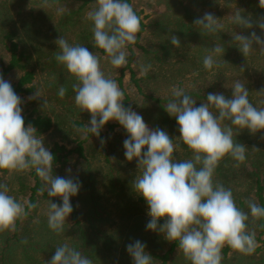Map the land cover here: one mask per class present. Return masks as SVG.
I'll list each match as a JSON object with an SVG mask.
<instances>
[{
  "label": "clouds",
  "instance_id": "obj_1",
  "mask_svg": "<svg viewBox=\"0 0 264 264\" xmlns=\"http://www.w3.org/2000/svg\"><path fill=\"white\" fill-rule=\"evenodd\" d=\"M44 3L46 5L47 0ZM97 5L87 13L94 23L95 46L104 50L112 66H125L126 47L136 42L141 18L126 0H97ZM259 6L264 8V0H259ZM219 21L213 14L205 13L194 24L215 33L224 28ZM232 22L244 28L253 27L251 19L239 9L232 14ZM259 27L264 30V20L259 22ZM232 35L245 57L254 44L264 52V39L254 31L250 38L238 33ZM170 42L176 47L181 45L175 35ZM55 43L60 50L55 59L79 81L73 85L75 104L91 113L90 126L87 125L85 131L99 137L104 125L115 120L129 134L124 141L125 156L128 161L135 159L138 163L140 175L132 186L149 206L151 220L147 229L164 233L167 240L178 242L191 264H221L222 249L226 245L246 255L254 253L257 242L255 232L248 230L249 215L237 207L232 190L214 180L216 168L224 157L230 155L239 162L246 159V146L234 141L232 127L222 126L225 120L252 133L264 131V108L258 109L250 103L245 85L235 81L231 99L209 93L207 103L199 107L184 89L172 87L174 99L165 108L176 118L180 138L193 152L192 159L177 162L173 158L176 149L173 138L159 128L151 130L140 114L124 107V93L114 79L105 75L98 55L85 46L70 45L62 36ZM220 54H224V48L217 44L203 59L205 69L218 67L213 56ZM150 67L141 65V73L146 74ZM65 93L66 89L61 86L58 95L63 98ZM35 97H40L38 91ZM21 104L11 83L0 75V170L11 174L35 169L48 185V195L62 198V205L50 201L47 213L49 227L59 234L73 212L70 197L78 194L81 184L71 176L63 178L52 174L54 156L45 147L44 139L37 136V129L31 124L25 126ZM68 171L71 173V169ZM0 189V231L14 230L16 222L23 220L28 211L25 204L8 194L7 185L0 184ZM247 203L253 218H264V207L251 200ZM35 207L27 203V209ZM162 218L165 223L160 225ZM145 248L139 240L127 246L134 264H153V257ZM49 264L93 262L65 243L56 248Z\"/></svg>",
  "mask_w": 264,
  "mask_h": 264
},
{
  "label": "trees",
  "instance_id": "obj_2",
  "mask_svg": "<svg viewBox=\"0 0 264 264\" xmlns=\"http://www.w3.org/2000/svg\"><path fill=\"white\" fill-rule=\"evenodd\" d=\"M65 1L78 2L79 6L75 10L64 13L58 22L51 20L53 14L47 8L41 10L38 16L31 11L30 21L20 20V23L11 25L0 22V43L7 52L1 58V75L4 79L9 74L22 73L17 81L11 84L18 96L30 95L36 91L33 82L39 61L45 52L49 56L53 54L56 56L59 46L55 41L61 36L70 45L79 44L87 47L89 51H98L107 55L104 50L95 46L93 27H87L82 20V13L97 0H47L53 4ZM185 1L177 0L176 15L165 12L159 19L150 23L149 27L157 32L161 41L155 47L153 45L147 47L139 45L144 65H151L148 72L138 78L134 69H131L132 80L143 94L144 106L151 107L159 117L157 123H152L154 129L159 128L173 138V143L176 145L173 158L177 162L192 159L193 152L180 138L176 118L166 111L165 107L174 99L172 92L165 96L157 95L153 89L154 86L166 89L178 86L184 89L186 94L192 96L196 100V106L199 107L201 104L207 103L209 93L223 94L226 98L231 99L233 95L232 86L235 81L239 80L249 91L250 103L258 109L264 108V52L259 50V45L254 44L253 50L245 57L240 51L238 43L233 40L232 35L238 33L250 38L254 31L264 39V30L259 27V22L264 20V8L259 6V0H236L241 14L251 19L253 24L251 29L231 22L225 24L223 30L215 33H208L201 26L194 24V21L201 16L193 12ZM225 1L230 3L232 0ZM39 2L44 3V0ZM126 2L131 5L130 0H126ZM195 2L204 9L214 11L219 8L220 0H195ZM5 6V4L0 5V21L1 18L5 17L3 12ZM136 14L139 16L137 12ZM144 27L142 23L139 34L144 30ZM173 35L180 39L181 45L179 47L171 44L170 39ZM45 40L49 42L46 46L43 45ZM134 44H138V40ZM217 44L224 48V54L213 56L219 66H213L210 70L205 69L203 59L211 54V50ZM129 49L131 55L128 57L127 66L131 68V64L137 62L138 58L132 49V45L129 46ZM76 81L78 80L76 79ZM119 83L122 85V77L119 78ZM130 99L131 97L126 95L123 101L125 108L129 107ZM36 108L34 104L33 109L22 112V116L25 126L27 127L29 124L34 126L37 129V136L41 137L53 128L54 122L52 117ZM212 111L215 112L216 110L212 109ZM223 125L231 126L234 141L246 146V159L239 162L230 155L224 157L216 168L214 180L232 190L237 207L249 215L248 230L255 232L256 239L264 244V218H253L247 203L251 200L264 207V131L252 133L246 128L241 129L230 125L227 120L222 123ZM110 127L113 128V125ZM91 134L90 132L87 139H81L72 148H68L65 144L54 143L50 149L54 156L52 174L59 175L75 158L76 153L85 158L84 170L87 173L85 190L90 195L93 208L87 217L86 213L81 212L78 203L70 200L73 207L70 217L74 224L69 233V246L91 259L93 264H116V260H112V257L116 256L114 250L117 249L118 238L114 234L96 228L95 225L98 221L103 220L100 218L103 214L98 205L99 197L95 192V175L87 164L89 160L86 152L88 145H90L88 139ZM99 136L103 140L101 131ZM199 167L201 165H197V168ZM2 171L8 172V170ZM46 185V182L36 174L35 169L25 170V173L17 177L18 195L26 198L27 203L36 205L30 210L27 209L26 205L30 223L33 218L37 217L42 204L49 205V202L52 201L62 205L61 198L48 195ZM142 200L146 201L143 197ZM164 223L165 220L162 218L160 225ZM30 232L29 225H24L20 232L19 229L15 231L2 250L0 264H9L11 253L16 247L22 249L24 258L30 264H35L29 250L39 249L40 246L36 244ZM166 242L169 240L166 239L164 233H158L155 237L147 240L145 250L153 257V264H175L172 255L179 247L178 242L172 241L167 250L165 249ZM230 249L226 246L224 253L226 254ZM120 255L122 256V254ZM130 264H134V262L131 261Z\"/></svg>",
  "mask_w": 264,
  "mask_h": 264
},
{
  "label": "rangeland",
  "instance_id": "obj_3",
  "mask_svg": "<svg viewBox=\"0 0 264 264\" xmlns=\"http://www.w3.org/2000/svg\"><path fill=\"white\" fill-rule=\"evenodd\" d=\"M39 1L0 0V5H6L3 10L5 17L1 18L0 22L11 25L20 23V20L30 21L31 11L38 16L39 12L46 8L50 9V13L53 14L51 20L53 19L55 22H58L64 13L75 10L79 6L78 2L73 1L56 4L47 2L46 5ZM130 2L133 9L141 18V28L142 23L145 26L141 34H139L140 32L137 34L136 41L138 40V44H129L126 47L127 64L128 57L131 55L130 45H132L138 61L133 62L130 66L131 68H128L127 64L116 68L111 65L110 58L107 55H103L98 51L91 52L99 56L105 75L118 83L124 93V99L126 95L131 97L128 108L140 114L149 128L155 130L152 123H157L159 117H157V114L153 112L151 107L144 106L142 102L143 94L132 80L131 69H134L136 72V77L139 78L143 75L141 73V65H144V63L141 59V48L139 45L145 47L153 45L155 47L161 41V37L157 32L149 27L150 23L159 19L165 12L176 15L178 5L177 0H130ZM185 3L193 12L201 17L205 13L213 14L216 18L220 19L219 22L223 25L231 23L232 14L240 8L236 0H232L230 3L220 0L219 8L214 11L202 8L196 4L195 0H186ZM96 7H98L97 2H94L82 13L84 25L89 26V28L94 27V23L88 19L87 13ZM49 34H52V32H49ZM44 42V46L49 43L46 40ZM6 54V48L0 43V75L2 72L1 58ZM21 74L20 72L9 74L4 80L12 84L17 81ZM120 77H122V85L119 83ZM33 83L36 86V91L33 94L19 96L22 100L21 108L24 113L27 112V109H33L35 104L37 110L52 117L54 122L53 128L40 137L44 139L45 147L50 150L54 143H60L65 144L68 148H72L81 139H87L90 132L85 131V129L87 125L90 126L91 113L83 111L75 104L73 85L78 84L79 81H76V78L67 70L66 66L57 62L54 54L50 56L47 52L43 54L36 69ZM61 86L66 89L63 98L58 95ZM154 87L153 89L157 95L163 96L168 95L172 89ZM144 90L146 89L144 88ZM37 91L40 94L38 98L35 97ZM45 101L47 102L46 104H44ZM110 125H113V128ZM100 131L103 134L105 143L102 144L100 136L97 137L92 133L88 139L90 145H88L86 152L87 159L89 160L87 164L95 175V192L99 197L98 205L103 214L100 217L103 220L98 221L95 225L96 228L109 234H114L118 238V246L114 250L116 256L112 257V260H116V264H130L133 259L127 251V246L136 240L141 241L146 246L149 238H153L161 232L147 229L146 225L151 220L148 214L149 206L146 201L142 200L143 196L137 194L132 186L136 176L140 175V171L137 161H128L125 156L124 141L129 138L126 129L118 121L111 120ZM85 164V158L80 157L76 153L75 158L57 176L63 178L71 176L73 179L79 180L81 184L80 190L76 196L70 197V200L76 201L81 212L86 213L88 217L92 211L93 204L89 193L85 190V178L87 176L84 170ZM68 169H71V173H69ZM23 173L25 171L9 174V172L4 173L0 170V184L7 185L8 194L15 197L17 202L25 204L26 207L27 199L17 193V177ZM47 187L48 185H46V189ZM48 210L49 205L44 203L40 206L37 217L33 218L31 223L29 217L26 216L23 220L16 222L14 230L0 231V259L7 240L14 235L16 230L19 229L20 232L24 225H29L31 229L30 235L34 237V241L40 246L39 249L29 250L35 264H49L57 247L65 243L69 245V233L74 221L69 216L67 221H65L64 230L57 234L49 227ZM256 242L257 247L254 253L250 255L233 249L228 250L225 254L224 248L226 245L222 249L221 264H264V244L257 239ZM171 244L172 241L166 242L165 249H169ZM172 257L175 264H191V261L185 257L179 247L176 248ZM9 261V264H30L24 258L22 249L18 247L12 251Z\"/></svg>",
  "mask_w": 264,
  "mask_h": 264
}]
</instances>
